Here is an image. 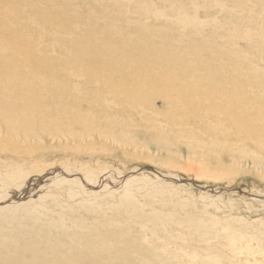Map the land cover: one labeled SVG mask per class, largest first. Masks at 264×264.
Masks as SVG:
<instances>
[{
    "label": "rangeland",
    "instance_id": "obj_1",
    "mask_svg": "<svg viewBox=\"0 0 264 264\" xmlns=\"http://www.w3.org/2000/svg\"><path fill=\"white\" fill-rule=\"evenodd\" d=\"M36 1L56 7L44 13L27 6ZM173 1L179 3L176 15L181 9L201 25L181 34L169 21L146 15L154 7L170 16L166 6ZM190 1L0 0V28L19 20L0 30L8 49L0 67L24 60L9 48L26 46L34 57L43 56L41 65L32 57L34 66L59 69L68 38L111 47L99 39L108 37L133 56L144 46L165 53L157 58L161 66L189 55L224 60L197 63L195 79L214 77L223 67L225 82L208 81V91L241 97L224 88L239 76L264 113V0H206L203 8ZM11 7L20 10L15 19ZM210 19L220 23L216 30ZM17 75L25 79L24 71ZM82 81L92 83L87 74L71 83ZM259 87L263 94L252 92ZM13 92L8 95L0 82V116L19 106L17 88ZM83 99L77 113L89 114L86 121L104 114L111 121L96 123L97 133L50 126L27 137L21 130L31 123L23 122L18 135H0V264H172L169 258L173 264H264V127L240 126L232 111H186L178 103L176 111L159 95L149 96L141 111L125 108L115 95L106 97L108 104L116 99L114 111L92 105L93 91ZM260 131L263 140L255 135Z\"/></svg>",
    "mask_w": 264,
    "mask_h": 264
},
{
    "label": "bare ground",
    "instance_id": "obj_2",
    "mask_svg": "<svg viewBox=\"0 0 264 264\" xmlns=\"http://www.w3.org/2000/svg\"><path fill=\"white\" fill-rule=\"evenodd\" d=\"M121 1L132 6L129 0ZM160 1L162 3L166 2V0ZM198 1L199 4H197L196 8H203L206 0ZM192 2L193 0L190 1L189 5ZM27 6L36 8L44 13L50 7H56L54 3H50L49 6H43L40 1H36L34 4H27ZM166 7L171 12L170 16L158 8H147V5L142 8V11L147 8L146 15L169 21L170 25L172 24L175 27V30L177 28L180 29L181 34L190 29L191 26L197 28L201 25L195 18L184 13L181 9L178 10L179 12L176 15L174 11L179 7V3L173 1L171 5ZM9 15L15 19L17 15H20V10L11 7ZM210 21H213L212 29L216 30L220 23H216L213 19H210ZM17 22L19 20L7 21L1 25L3 28H0V30L11 28ZM110 32L112 35H116L114 30L111 29ZM105 33L108 34V32ZM39 34L40 38L44 36L42 33ZM99 39L110 42L111 47L106 44H99V41L94 39L80 38L77 36L75 41L74 37L68 38L67 41L70 42L69 50L62 48L64 59L57 61L55 64V67L59 69L50 68L45 64L44 66H34L35 64L31 63V59H39L38 61L40 63L38 65H41L43 56L37 55V57H34L33 51L35 50L26 46H20L21 48L11 46L9 50L22 53L26 58L18 63H1L0 82L6 87L8 95L14 94L15 92L13 90L17 88L18 92L15 95V100L19 106L17 108L15 106L11 108L12 114L10 116H0V135H18L17 132L23 122L25 125L31 123L30 128L24 125L28 130H21L22 135L28 134L27 137L36 133L33 131L36 127L39 129L37 132L46 133L47 131L45 129L47 127L50 129V126H52L53 130L57 129L58 131L77 126L79 128V134L97 133L96 123L105 124L111 122L106 115H102L104 117L99 120H95L93 117L90 121H86L85 119L89 117V114L80 116L77 113L85 103L83 98L86 93L91 91L94 92L95 98L92 105L96 101L101 103L100 108L103 111H114L110 105L111 103L115 104L116 99L111 100V103L108 104L106 102L107 95H115L117 99L121 100L120 104L125 108L139 111L143 110L144 106L148 104L149 96L159 95L169 102L167 103L168 107L176 111L178 108L176 103L181 107L178 109H187L186 111H211L212 114L218 112L227 114L232 111L230 113L231 118L240 126L250 121L254 123L256 131L264 127V113L258 108L260 107L258 102L261 99L252 101L253 99L248 97V89L241 83L242 81L239 76L237 78L234 77L235 81L233 84L230 83L231 85L228 84L224 88L226 92H243L241 97L217 95L208 91V81H218V79L222 81L226 80L225 76L227 74L223 67L215 70L214 73L218 70L219 72L214 77L195 79L194 75L196 73L194 70L197 63H208L212 65L214 64L213 60L219 62H223L224 60L212 56H208L202 60H196L199 56L189 55L191 58L180 56L178 59H165L164 62L167 64L161 66L157 58L165 53L161 54L160 51H155L144 46L141 53L133 56L129 49L110 41L108 37H100ZM175 42L176 44H180V41ZM76 44L81 46L79 51L72 49ZM98 45L101 47L98 48ZM228 46L221 45V48L225 50ZM6 51L8 49L0 39V54ZM173 51L175 53H179L180 51L183 53V50L180 49H174ZM209 53L211 54L212 52ZM45 59L47 62H50L47 58ZM82 68H85V70ZM155 69L160 71V73L156 72ZM19 71H24V80L19 79L17 75ZM84 74L90 75L92 83L83 81L78 84L75 82L71 83L72 80L77 81L79 78L83 79ZM171 80H175L176 83H171ZM111 84H119L120 86H116L113 91L110 87ZM179 86L182 87L180 91H178ZM84 88H87V90ZM174 92H178L177 97ZM252 92H260L263 94V89L259 87ZM81 96L82 98H79ZM259 97L263 98V96ZM78 102H83L79 104L81 108L77 106L76 103ZM48 103H55V106L53 108L51 107L52 109L49 107L46 108L45 104ZM103 103L105 104L102 105ZM255 112H257L258 116L251 117V114ZM76 114L79 116L76 117ZM115 114H120L119 121H123L121 112L115 111ZM4 126H6L7 130ZM216 131L217 129L213 130V132ZM255 135H257L259 140H263V132H257ZM125 248L131 250L132 247L126 245ZM167 260L168 263H174L171 258ZM93 261H96V258Z\"/></svg>",
    "mask_w": 264,
    "mask_h": 264
}]
</instances>
